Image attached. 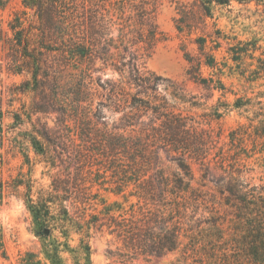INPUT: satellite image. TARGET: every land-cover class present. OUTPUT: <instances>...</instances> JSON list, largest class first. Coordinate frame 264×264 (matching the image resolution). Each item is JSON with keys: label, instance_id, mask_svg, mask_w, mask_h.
<instances>
[{"label": "rangeland", "instance_id": "374dc122", "mask_svg": "<svg viewBox=\"0 0 264 264\" xmlns=\"http://www.w3.org/2000/svg\"><path fill=\"white\" fill-rule=\"evenodd\" d=\"M124 1H79V10L85 15H96L98 12L106 16V21L99 24L86 20L84 26L97 32L98 35L92 34L98 41L111 46H105L110 58L94 55L79 60L76 70H68L78 78L83 72L81 77L85 78L89 95L88 101L81 106L90 103L86 114L92 118L89 124L80 121V111H72L62 121L56 113L33 111L35 106L42 104V99L30 90L23 91L22 84L29 80L30 75L26 70L14 73L13 65L6 58L9 48L7 39L11 38L9 22L19 16L28 26L32 11L23 6L22 0H7L0 10V107L3 116L0 132V184L3 185L0 242L4 251L3 254L0 250V264H23L27 255H32L35 261L42 264H51L47 254L55 251L62 264H82L84 260L78 252L82 239L90 248V264H170L177 257L176 254H167L159 258L139 256L127 260L122 256L121 241H116L115 235L110 233L107 218L104 217L103 209L114 202L124 210L137 202L136 197L130 196L134 193L132 185L116 193L118 185L127 178L128 160L126 152L121 149L124 142L121 137L126 135L120 129L121 113L110 104V95L119 79L113 64L121 66V57L125 54L123 46L129 47V52L136 51L137 64L142 71L154 73L176 85L187 101L179 108L184 115L200 123L198 129L210 127L217 148L223 145L226 148L228 133L240 124H247L246 117H250L244 112L246 108L235 109L234 101L237 98L255 100L264 91V72L256 76L251 74L258 68L257 59H264L262 7L257 8L254 2L240 4L231 0L228 5L211 4V15L206 16L198 0H128L122 13ZM141 15L143 20L139 17ZM199 39L205 40L204 52L212 55L217 63L213 69L202 64L201 78H219L225 88L223 91H210L188 80L186 58L205 60L198 48L196 40ZM239 43H255L256 51L252 52L251 45L242 48ZM236 47L249 51L241 54L239 61H232L231 49ZM250 54L255 58L250 59ZM159 83L162 90L164 82ZM67 91H57L60 100L69 101ZM189 99L197 105L190 107ZM93 114L96 116L93 117ZM96 117L99 122L94 129L92 125ZM39 125L50 132L49 142L34 133ZM35 136L44 154H40L32 144ZM114 144L119 149L114 150ZM177 155L156 151L150 159L151 172L161 169L166 176H170L176 171L174 159ZM248 155L250 157L241 155V162L246 168L243 179L251 185L264 183V163L258 154L250 152ZM185 161L188 163V158ZM190 165L198 176V165L194 162ZM53 181H66L68 190L72 192L70 198L68 194L54 192ZM74 184L87 188L91 198L89 205L74 204ZM28 194L33 205L41 198L52 201L48 203L47 221L41 223L34 218L27 202ZM65 198L67 201H63ZM74 205L78 208L75 209ZM64 210L72 219L82 220L86 237L62 221L66 220ZM92 215L97 221L87 229L85 223L93 221Z\"/></svg>", "mask_w": 264, "mask_h": 264}, {"label": "trees", "instance_id": "16d2710c", "mask_svg": "<svg viewBox=\"0 0 264 264\" xmlns=\"http://www.w3.org/2000/svg\"><path fill=\"white\" fill-rule=\"evenodd\" d=\"M6 1L0 0V10ZM79 1L22 0L23 6L32 11V20L28 26L19 16L9 22L11 38L7 39L9 48L6 58L13 65L14 73L26 70L30 75L22 88L42 99V104L33 108L35 113H56L62 121L72 111H80V121L89 124L92 118L86 114L90 103L81 106L88 101L89 95L85 78L81 77L83 72L78 78L68 70H76L79 60L94 55L110 58L105 46H111L98 41L93 36L97 32L84 26L86 20L99 24L106 21V16L98 12L96 15H85L79 10ZM127 1L122 3V13ZM198 1L204 14L210 16L211 4L228 5L231 0ZM236 1L240 4L254 2L257 8L264 9V0ZM139 17L144 19L143 15ZM1 37L0 32V41ZM196 41L205 60L186 58L188 80L210 91H223L225 88L219 78H201L202 64L213 69L217 63L212 55L204 52L205 40ZM239 45L242 48L251 45L252 52L256 51L255 43ZM122 49L125 54L121 57V66L113 64L119 79L114 83L110 104L121 113L120 129L126 134L125 138L121 137L124 141L121 149L126 152L128 163L127 178L118 185L116 193L132 185L134 193L130 196L136 197L137 202L130 204L127 210L116 202L103 209L110 233L122 243V256L131 260L139 256L159 258L176 254L170 264H264V183L251 185L245 182L242 174L246 168L241 162V155L250 157L248 154L251 152L252 155L258 154L264 163V91L255 100L237 98L234 101V108H246L244 112L250 117H246L247 124H240L228 133L226 148L224 145L217 148L210 127L198 129L200 123L184 115L179 108L187 101L176 85L154 73L142 71L137 64L136 51L129 52L127 46ZM231 51L232 61H239L241 54L249 49L236 47ZM249 57L255 58L253 54ZM257 62L258 68L251 71L255 76L264 72V59L259 58ZM159 81L164 82L162 90ZM53 85L56 91L55 87L51 88ZM59 89L68 90L66 95L71 104L63 98V101L59 99ZM188 103L190 107L197 105L190 99ZM94 120L92 128L96 129L99 118ZM2 121L0 107V132ZM34 133L49 142L50 132L43 125H39ZM36 136L32 138V144L40 154H44ZM116 146L114 150L119 149ZM158 150L178 154L174 159L176 171L170 176H166L161 169L151 172L150 159ZM185 158H188V163ZM190 162L198 165V176ZM74 185V204L89 205L91 198L87 188ZM52 186L54 192L68 194L69 198L72 195L66 181H53ZM2 191L3 185L0 184V198ZM31 201L28 194L27 202L34 218L41 223L47 221L46 211L52 201L41 198L35 205ZM76 205L75 209L78 208ZM115 213L118 215L115 216ZM64 215L66 220L62 221L86 237L82 220L72 219L66 210ZM92 217L93 221L85 223L87 229L97 221L95 215ZM0 250L4 254L1 242ZM89 251V246L82 239L78 247L80 258L84 260L82 264H90ZM47 257L51 264H62L57 251L47 254ZM23 264L42 263L27 255Z\"/></svg>", "mask_w": 264, "mask_h": 264}, {"label": "water", "instance_id": "95a60500", "mask_svg": "<svg viewBox=\"0 0 264 264\" xmlns=\"http://www.w3.org/2000/svg\"><path fill=\"white\" fill-rule=\"evenodd\" d=\"M45 232H47V231H45Z\"/></svg>", "mask_w": 264, "mask_h": 264}]
</instances>
